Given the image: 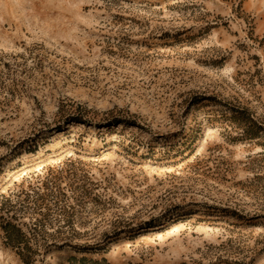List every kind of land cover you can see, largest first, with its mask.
<instances>
[{"label":"rangeland","instance_id":"374dc122","mask_svg":"<svg viewBox=\"0 0 264 264\" xmlns=\"http://www.w3.org/2000/svg\"><path fill=\"white\" fill-rule=\"evenodd\" d=\"M0 264H264V0H0Z\"/></svg>","mask_w":264,"mask_h":264},{"label":"bare ground","instance_id":"6f19581e","mask_svg":"<svg viewBox=\"0 0 264 264\" xmlns=\"http://www.w3.org/2000/svg\"><path fill=\"white\" fill-rule=\"evenodd\" d=\"M37 156H38L37 154H33V155H31V157H32L33 159H35ZM9 166L11 167V164H9Z\"/></svg>","mask_w":264,"mask_h":264}]
</instances>
